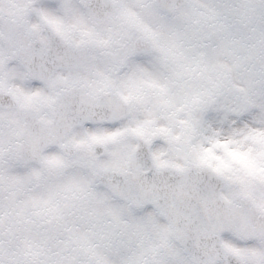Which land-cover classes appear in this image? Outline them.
<instances>
[{"label":"clouds","instance_id":"clouds-1","mask_svg":"<svg viewBox=\"0 0 264 264\" xmlns=\"http://www.w3.org/2000/svg\"><path fill=\"white\" fill-rule=\"evenodd\" d=\"M98 2L68 0L56 13L69 46L37 12L42 0H0V134L23 128L13 137L23 160L32 137L46 138L121 220L152 215L156 225L132 235L113 222L115 237L101 238L108 264L134 253L148 264H202L205 250L220 247L208 232L234 208L229 150L264 151V0H177L182 22L204 40L186 48L183 74L163 91L132 77L130 65L111 72L107 84L93 83L105 65L85 69L73 55L86 39L74 27L75 5ZM92 134L102 139L92 142ZM105 217L113 221L111 212Z\"/></svg>","mask_w":264,"mask_h":264},{"label":"snow or ice","instance_id":"snow-or-ice-1","mask_svg":"<svg viewBox=\"0 0 264 264\" xmlns=\"http://www.w3.org/2000/svg\"><path fill=\"white\" fill-rule=\"evenodd\" d=\"M67 6L68 0H62L59 7L55 0H42L36 10L59 39L71 46L56 15ZM75 10L74 27L80 26L86 39L76 42L80 51L73 55H78L85 69L98 62L105 65L98 69L94 84L109 83L111 72L130 65L132 77L163 91L172 77L183 74L180 61L190 59L186 48L204 40L202 30L182 22L187 14L177 0H99L94 5L77 4ZM40 39L47 45L57 44L55 38ZM42 99L47 102L51 97ZM71 129V121H66L65 132L70 134ZM22 132L19 128L0 134V264H108L101 238L111 241L115 237L113 222L129 230V235L131 229L141 232L150 223L156 225L150 213L129 222L121 220L114 209L106 210L105 197L97 196L92 181L70 172L73 161L50 151L44 137H32L28 158L21 159L13 137ZM100 139V135L91 136L92 142ZM229 155L237 165L224 164L232 168L228 179L235 185L234 208L227 223L213 225L208 232L220 247L205 250L202 264H264V151L235 149ZM106 211L113 221L106 219ZM119 264L148 261L144 254L134 253Z\"/></svg>","mask_w":264,"mask_h":264}]
</instances>
